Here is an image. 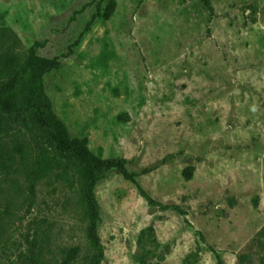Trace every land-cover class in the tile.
<instances>
[{
    "label": "rangeland",
    "instance_id": "374dc122",
    "mask_svg": "<svg viewBox=\"0 0 264 264\" xmlns=\"http://www.w3.org/2000/svg\"><path fill=\"white\" fill-rule=\"evenodd\" d=\"M110 1L0 0L4 49L59 58L69 137L127 162L95 190L99 264H264V0ZM70 178L0 174V264H94Z\"/></svg>",
    "mask_w": 264,
    "mask_h": 264
},
{
    "label": "trees",
    "instance_id": "16d2710c",
    "mask_svg": "<svg viewBox=\"0 0 264 264\" xmlns=\"http://www.w3.org/2000/svg\"><path fill=\"white\" fill-rule=\"evenodd\" d=\"M97 1L99 5L103 3ZM115 9L116 1L111 0L105 17L108 19ZM7 38L8 30L0 29V174H23L31 190L53 173L63 181H73L70 177L76 176L90 217L88 237L97 251L93 261L99 264L103 251L98 236L101 215L95 190L111 170L133 181L127 162L103 160L90 151L85 140L69 137L44 85L45 76L61 68L59 58L42 57L35 48L22 57L4 49ZM74 257V252H70L64 264H73Z\"/></svg>",
    "mask_w": 264,
    "mask_h": 264
}]
</instances>
